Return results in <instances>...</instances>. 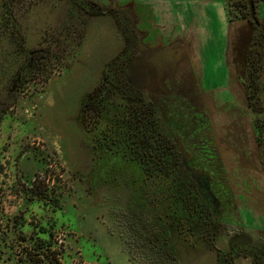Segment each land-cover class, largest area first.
Instances as JSON below:
<instances>
[{
	"label": "rangeland",
	"instance_id": "rangeland-1",
	"mask_svg": "<svg viewBox=\"0 0 264 264\" xmlns=\"http://www.w3.org/2000/svg\"><path fill=\"white\" fill-rule=\"evenodd\" d=\"M202 3L205 1L194 4L198 12H191L187 19H195V24L190 22L194 27L191 29L197 27L199 41L203 34V41L215 43L214 49L210 48L202 59L206 58L205 64L214 59L209 55L220 59L225 83L208 87L211 101L202 97L204 102L192 88L175 84L166 88L167 93L145 90L156 98L169 129L172 132L182 129L177 138L190 154L192 166L208 170L217 192L225 193L228 206L222 219L226 224L224 236L246 226L259 239L257 228L264 227V217H258L253 204L256 193L264 195V173L253 151V115L245 99L243 66L240 63L239 74L229 76L222 55L225 45L221 43L227 38L224 39V33L223 39H219L203 28L206 24L202 21ZM67 5L65 0L64 3L25 0L18 4L16 14L26 48L48 47L59 52L67 44V49L61 52L65 55L71 51L72 43H63ZM218 5L224 9L223 3ZM214 16L218 17L217 6ZM232 22L241 34L251 32L247 19L234 18ZM218 26L216 22L215 33H221ZM0 35V262L26 264L20 262L26 252L48 251L50 257L59 252L62 264H215L216 252L205 243L197 251L192 250L195 238L188 233L187 238H181L184 242L179 237L175 239L178 260L166 255L165 250L176 253L171 243L168 248L162 245L170 234L171 219L162 204L153 202L142 187L149 192L153 179L136 173L135 169L142 168L136 161L128 162L120 154L110 155L103 149L95 153L93 138L97 130L81 126L82 100L99 83L104 65L112 56L106 35L100 42L96 39L90 42L83 55L70 64L61 60L52 62L47 59L48 54L44 55L41 63L45 67L26 72L21 83L16 82L17 77L12 78L25 64V58L17 54L14 45L17 38L11 39L8 32ZM200 56L195 55L194 59L192 55V59ZM206 108L219 114L214 112L209 119ZM174 111L176 114L190 111V125L185 127L186 123L177 119ZM220 112L226 113L225 116ZM231 122L236 129H232ZM36 174L37 190L30 188L27 181ZM227 241L225 237L217 242L226 248ZM38 242H43L46 248L40 249ZM239 264L251 263L240 259Z\"/></svg>",
	"mask_w": 264,
	"mask_h": 264
},
{
	"label": "flooded vegetation",
	"instance_id": "flooded-vegetation-1",
	"mask_svg": "<svg viewBox=\"0 0 264 264\" xmlns=\"http://www.w3.org/2000/svg\"><path fill=\"white\" fill-rule=\"evenodd\" d=\"M61 1L64 3V0ZM65 1L68 3L65 9L68 21L63 26L65 28H62L66 34L63 43L71 42V51L65 55L61 52L67 49V44L63 45V49H59V52L50 51L48 47L37 49L26 48L25 35L21 33L17 48L23 58H25V64L23 65L24 68L21 69L20 67V70L15 72L12 78L17 77L16 82H18L21 78H25L24 74L26 72L35 70V67H45L42 61L44 55L47 54L49 55L47 59H51L52 62L61 60L64 63L69 62L70 64L78 55L80 57L83 55L84 50L87 49V45L90 42L94 39L100 42L106 35L112 50V56L104 65L105 67L100 75L99 83L91 93H88L83 98L79 121L83 129L89 130L95 128L97 130L96 133L102 132L105 124H111L109 127L115 125L117 129H124L127 135L130 136L124 143L125 147L131 151L127 159L128 162L136 160L144 164L149 170H152V175H156V179L163 180V183L169 179V181L171 180L175 184L178 183L185 186L186 191L184 194H180L179 197L176 195L172 196L173 193L167 192L162 193L161 197H156L154 196L155 194L153 195V192H145L153 202L157 201L158 203L156 204H162L161 206L165 208L166 216L171 219L168 227L170 234L167 238L165 237V242L162 245L165 246L167 242L171 243L174 246V250H176V253L172 254L173 256L171 257L174 260H178V248H176L175 239L178 237L180 239L182 237L187 238L188 233L195 238L191 244L192 250L197 251L198 246L205 243L216 252L215 264H239L240 259H248L251 264H264V227L257 228L259 230V233H257L260 235L259 239H256L257 236L252 234L251 230L253 229H248L246 226L238 228L233 233L224 236L223 231L226 224L223 223L222 219L228 206L227 199L225 200L226 197L224 196L225 193L219 190L217 192L215 180H213V176L208 170H201L192 166L190 154L184 150L180 140L177 138V135L180 136L183 133L182 129L178 128L176 132H172L169 129L162 119L161 110L156 98L153 97L150 91L145 90L146 88H151L148 86L149 80L145 75L146 72L144 73L142 69H145L144 65H147V62L155 63L157 61V56L153 54L159 50L155 48L157 45H161L163 48L168 47V49L178 46L177 48L179 49L180 57L178 58L177 70L174 77L166 82L168 87H172L171 85L175 84V86H182V88L187 87L189 90L192 88L201 100L202 97H209L207 99L211 101L208 87H217L225 83L226 74L220 59L217 60L215 55H209L214 56V59L212 61L209 60L207 64H205L206 58L202 59V56H207V53L204 42L199 41V34L197 36V43L199 44L200 42V45L203 47L201 48L202 50L200 49V45L195 49L190 48L188 41L184 43L188 44V47L181 45L188 30L190 31L189 33L195 32L192 26L195 24V19H187L190 17L189 15L185 19L177 15L179 13L174 7L178 0H166L170 10H165V14L169 21L162 24H158L155 11L150 6L138 7V17H136L134 15L136 12L132 14L129 7L120 5L115 0ZM198 1H206V4L211 2L223 3L230 23L234 18L247 19L253 30V39H251L247 62L251 60L253 53H258L260 57H264V21L260 13V7L264 3V0H253L255 7L254 18L251 16L249 0L247 8L244 10L238 9L233 2L228 0H184V3L192 5V2ZM54 5L57 6V4ZM16 22L21 25L17 14ZM211 27L213 26L211 25ZM203 28L207 29L205 25H203ZM217 35H221V33L218 31ZM51 37H54L53 33ZM75 42L76 47L74 46ZM151 43L154 44L151 45L153 48L147 46ZM78 48L79 51H76ZM192 50L195 52L192 53ZM199 54L201 56L196 57L197 62L192 59V55L195 59V55L198 56ZM7 81H4V83H7ZM243 84L249 90L247 74H244ZM198 88H201V91ZM186 92H188L187 89ZM250 93L249 90V103L247 95L245 99L247 107L253 115L255 143L253 151L255 152V158L259 162L260 170L264 173V143L262 134V116L264 113L261 111L259 100H252ZM184 100L189 103L188 99ZM214 102L216 103L217 100ZM219 107L225 108L223 106ZM205 112L207 113V118L210 119L216 111H207L206 108ZM108 113L111 114V117ZM174 113L177 119L180 120L182 118L184 123H186L185 127L188 124L190 125V111H180L177 114L174 111ZM185 113L187 114L185 115ZM222 113L220 112V115L225 116L226 113ZM108 116L113 121H109ZM186 119H190V121ZM235 123L237 124V122ZM240 123L238 124L239 126ZM231 124L232 129L233 127L237 128L233 126L234 122H231ZM241 133L243 134V130ZM97 137L99 141H103L102 135ZM224 157L226 158V154ZM37 175L31 179L34 184H37ZM28 180L30 179L28 178ZM166 193L171 196L167 197ZM255 199L256 204H253V208H255L258 217H264V195L256 193ZM248 200L249 198H247V204H249ZM199 204L203 208L202 210L205 214L203 215L206 216L202 220V223H197ZM250 205L253 206L251 203ZM175 206L184 207V214L187 213V215H181L180 210H174ZM242 217L240 215L239 219L244 225L245 222ZM225 237L228 239L227 247L223 248L217 241L219 238ZM165 253L167 255V250H165Z\"/></svg>",
	"mask_w": 264,
	"mask_h": 264
},
{
	"label": "trees",
	"instance_id": "trees-1",
	"mask_svg": "<svg viewBox=\"0 0 264 264\" xmlns=\"http://www.w3.org/2000/svg\"><path fill=\"white\" fill-rule=\"evenodd\" d=\"M25 0H0V19L2 21H0L2 24H0V33L3 32V34H5V32L11 33L12 34V38H17V42L14 43L15 46H17V43L19 44L20 38H21V25L19 23L16 22V7L18 6V4H20L21 2L23 3ZM234 3V5L238 8V9H246L248 6V0H228ZM22 7V6H21ZM18 8V7H17ZM2 35H0L1 38ZM253 37V36H252ZM253 39V38H252ZM14 40V39H13ZM251 45V42H250ZM18 47V46H17ZM18 53L19 49L17 48ZM250 50V46L248 48V52H247V58H248V53ZM16 54V55H17ZM20 56H22V54L20 53ZM7 62V61H6ZM245 74H247V79L249 81V90H250V97L252 100H259V104L261 106V111L262 113H264V57H260L258 55V53H253V56L251 58V60H249V62H247L246 59V68H245ZM22 82V78L17 82V83H21ZM245 89H246V95H247V100L248 103L250 101L249 98V90L247 88V86L245 85ZM257 104V102H256ZM110 114V113H108ZM111 117V114H110ZM108 116V120L109 121H113L111 120L112 118H110ZM99 123V122H98ZM110 125L105 124V128L102 132H98L94 134V149L96 150L95 153H98L100 150L103 149V152L105 153H109L110 155H121L122 157L125 158H129L130 156V150L125 147V142L129 139L130 136L127 135L126 131L124 129H117V126L113 125L112 127H109ZM102 135L103 141H99L98 137L99 135ZM262 134H263V143H264V114L262 116ZM116 141V143H114ZM118 141V143H117ZM114 146H116V149L114 148ZM116 151V152H114ZM136 161V160H133ZM138 164H140L142 166L139 167L138 170L135 169L136 173L140 174L142 176V173H144L145 175H148L151 179H153L152 185H150L149 187V191L153 192V194H155L156 197H161V194L164 192L167 193H173L172 196L176 195V196H180V194H184V192L186 191L185 186H183L182 184H178V183H174L173 181H169V179L165 180V182L163 183V180L157 178L156 179V175H152V170H149V168H147L144 164L136 161ZM142 169V170H141ZM146 180V179H145ZM30 182V188L36 189L38 188L37 184H34L33 181L31 180H27ZM162 181V183H160ZM165 184V185H163ZM143 187V192H148V190L145 189L144 186ZM39 189V188H38ZM165 190V191H164ZM39 193V192H38ZM167 197L171 196L169 194H167ZM159 194V195H158ZM49 196H44V199H48ZM173 198V197H172ZM174 199V198H173ZM175 200V199H174ZM199 215H198V220L197 223H202V220L206 217L204 216V211L202 210L203 208L200 207L199 204ZM179 211L180 210V214L182 215H187V213L184 214V207H180V206H175L174 210ZM173 210V211H174ZM202 214V215H201ZM204 214V215H203ZM18 226L19 228H22V225L20 222H18ZM168 232L167 228L165 229V233ZM22 233V232H21ZM163 235V234H162ZM161 236V235H160ZM167 238V235H166ZM38 241V240H36ZM44 242V241H43ZM43 242H38V245L40 247V249L42 248H46V245L43 244ZM169 246V243L165 244V247ZM37 251V250H35ZM47 251V250H45ZM46 252H38V254H33V252H26V255L29 257L27 258V256L23 257V259L20 260V262H25L26 264H62L58 253L59 252H55V254H52L51 257L48 254H45ZM22 255H24L23 253L21 254L20 257H22ZM167 256L171 257L173 256L172 254H169V252H167ZM20 259V258H19ZM24 260V261H23ZM0 264H11V262L4 260L3 262H0Z\"/></svg>",
	"mask_w": 264,
	"mask_h": 264
},
{
	"label": "water",
	"instance_id": "water-1",
	"mask_svg": "<svg viewBox=\"0 0 264 264\" xmlns=\"http://www.w3.org/2000/svg\"><path fill=\"white\" fill-rule=\"evenodd\" d=\"M250 4V12L251 16L254 18L255 16V7L253 0H249ZM233 22H231L228 31H227V41H226V49H225V66L228 71L229 76L231 74H239L240 68L239 64L242 63L243 66V80L246 68V59L247 52L250 46V42L252 39L253 30L249 33L241 34L239 31L235 29L233 26ZM178 46L161 48L158 51H155L153 54L157 56V61L155 63L147 62L145 69H142L149 80L148 86L154 90L158 89L159 91L166 92V82L169 79L174 77V74L177 70V64L179 63L178 58L179 49ZM142 49V48H141ZM146 49V48H143ZM149 66V67H148ZM232 85V84H231ZM233 86V85H232ZM244 90L245 86L243 84ZM163 90H162V89ZM245 96H246V91ZM183 150V149H182ZM25 153L21 155V160L23 159Z\"/></svg>",
	"mask_w": 264,
	"mask_h": 264
},
{
	"label": "crops",
	"instance_id": "crops-1",
	"mask_svg": "<svg viewBox=\"0 0 264 264\" xmlns=\"http://www.w3.org/2000/svg\"><path fill=\"white\" fill-rule=\"evenodd\" d=\"M115 1L120 5H124V6L129 7V10H131L130 12L132 14H133V12H136V13H134V15L136 17H138V15H137V13L139 12L138 7L147 5V6H150L154 9L155 14H156V18H157L156 21L158 22V24H162V23L169 21V19H167V16L165 14V10L166 11L170 10L167 6L166 0H145L146 5H143L142 3H140V2H143L142 0H115ZM199 3H200V1L192 2V5H191V4H185L184 0H178L176 2V6L174 7V9L179 13V14H177L178 16L185 19V18H187V15L190 16L191 12L197 10L196 8H195L196 10L194 9V4H199ZM206 3H207L206 1H205V4L202 3V13L204 15V17L202 18V21L204 24H206V28H207L206 32L209 29L210 33L214 32L213 36H217L218 38L222 37V39H223V34L225 33L224 39L227 38V31H228V28H229L231 23L229 22L227 15L224 12L223 7L218 5L219 2H211L209 4H206ZM215 6H217V11H218V17L217 18L214 16L215 15ZM196 12H198V10ZM213 13H214V15H213ZM222 13L224 14L223 18L221 16ZM260 13H261V17L264 21V3L260 7ZM139 17H140V15H139ZM199 19H200V16L198 18V22H199ZM216 22H218V24H219L218 27L221 26V28H220L221 29V35H217V33H215V31H214V26H216ZM211 24H212L213 28L211 27ZM209 25H210V28H209ZM222 25H224V27ZM195 29L196 30L194 33H193V31L191 33H189L190 32L189 30L186 32L187 35H185V38L183 39L181 45H185L188 47V44H189L190 48H193V49H195L198 45H200L197 43V36H198L197 27ZM222 29H223V31H222ZM200 31H202V30H200ZM201 36L204 37L203 34ZM203 37H202V43L204 42L205 50H206V47L208 49V50H206V53H209L210 48L211 49L214 48V43H208L209 40L203 41ZM184 40H186V41H184ZM212 40H213V38H212ZM187 41H188V44H184L185 42L187 43ZM221 43L223 45H225L223 48V50H224L223 55H225L226 41L224 42V40H222ZM151 45H154V44L151 43L150 45H147V46H151ZM161 47H162L161 45H159V46L157 45L155 48L161 49ZM191 52L194 53L195 51L193 52V50H192Z\"/></svg>",
	"mask_w": 264,
	"mask_h": 264
}]
</instances>
